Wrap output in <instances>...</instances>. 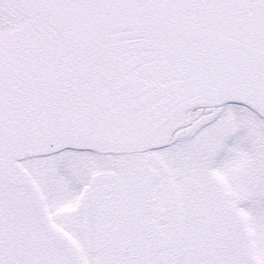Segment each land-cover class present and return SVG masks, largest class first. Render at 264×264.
<instances>
[{
	"label": "snow or ice",
	"instance_id": "1",
	"mask_svg": "<svg viewBox=\"0 0 264 264\" xmlns=\"http://www.w3.org/2000/svg\"><path fill=\"white\" fill-rule=\"evenodd\" d=\"M0 264H264V0H0Z\"/></svg>",
	"mask_w": 264,
	"mask_h": 264
}]
</instances>
